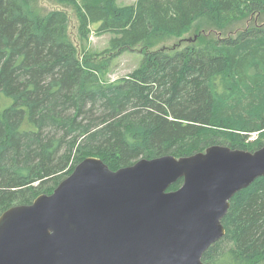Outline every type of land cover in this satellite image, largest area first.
Instances as JSON below:
<instances>
[{
  "label": "trees",
  "instance_id": "16d2710c",
  "mask_svg": "<svg viewBox=\"0 0 264 264\" xmlns=\"http://www.w3.org/2000/svg\"><path fill=\"white\" fill-rule=\"evenodd\" d=\"M55 1L76 5L80 50L66 11L0 0V214L50 193L87 156L117 169L213 144L264 143V19H250L264 15V0ZM193 24L202 34L141 53L127 76L105 78L112 58ZM91 30L110 34L103 60L87 52ZM222 224L205 264H264L263 176L232 196Z\"/></svg>",
  "mask_w": 264,
  "mask_h": 264
},
{
  "label": "water",
  "instance_id": "95a60500",
  "mask_svg": "<svg viewBox=\"0 0 264 264\" xmlns=\"http://www.w3.org/2000/svg\"><path fill=\"white\" fill-rule=\"evenodd\" d=\"M262 176L264 143L117 169L87 156L50 193L0 214V264H205L230 199Z\"/></svg>",
  "mask_w": 264,
  "mask_h": 264
},
{
  "label": "rangeland",
  "instance_id": "374dc122",
  "mask_svg": "<svg viewBox=\"0 0 264 264\" xmlns=\"http://www.w3.org/2000/svg\"><path fill=\"white\" fill-rule=\"evenodd\" d=\"M86 1H93V0H77V3L79 5H82ZM117 2L121 5H129L135 2V0H117ZM34 4L36 7L40 8L42 11H49L53 9H61L68 13L69 15V35L72 41L76 44L78 49L80 50L82 45L79 40V36L77 34V28H78V20L76 15V5L66 4V3H59L55 0H34ZM250 19H253L256 22H259L260 20L264 19V15L260 14L259 18L251 17ZM249 19L244 20L243 23L239 22L237 23L233 28V34L234 32L240 27L244 26ZM202 31V30H201ZM201 31H199V27H197L196 24H193L189 30L184 33L179 38L171 39L170 41L163 42L160 44H157L152 47H147L142 44L136 45L131 48L132 52H125L123 54H120L109 62V65L106 69L105 78L109 81H114L115 79L119 77H125L127 76L134 68H136L139 65L140 59L142 58V54L144 52H149V50H156L160 49L162 47H170L173 44L177 43L179 39L184 40H190L194 37H197V35L202 34ZM203 32V31H202ZM215 32V31H214ZM214 34V33H213ZM217 34V33H215ZM218 35H220L218 33ZM110 38V34H102L97 35L92 30L89 35L88 41L86 42V49L89 54H92L93 58L96 60H103L104 58L109 56L108 52V40ZM255 138V134H251L248 138V140H252Z\"/></svg>",
  "mask_w": 264,
  "mask_h": 264
},
{
  "label": "flooded vegetation",
  "instance_id": "af4514ba",
  "mask_svg": "<svg viewBox=\"0 0 264 264\" xmlns=\"http://www.w3.org/2000/svg\"><path fill=\"white\" fill-rule=\"evenodd\" d=\"M178 188V187H177Z\"/></svg>",
  "mask_w": 264,
  "mask_h": 264
}]
</instances>
